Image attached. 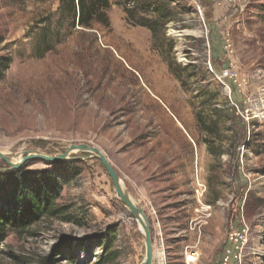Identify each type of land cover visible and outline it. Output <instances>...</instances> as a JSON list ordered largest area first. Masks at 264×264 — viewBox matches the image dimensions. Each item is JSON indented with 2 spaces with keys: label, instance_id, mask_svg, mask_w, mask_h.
<instances>
[{
  "label": "rangeland",
  "instance_id": "rangeland-1",
  "mask_svg": "<svg viewBox=\"0 0 264 264\" xmlns=\"http://www.w3.org/2000/svg\"><path fill=\"white\" fill-rule=\"evenodd\" d=\"M111 2L109 26L55 27L40 44L32 27L59 0H0V152L95 146L144 209L156 260L222 264L232 248L231 264H264V0H175L157 36ZM67 160L0 159L2 175H53L77 218L8 228L0 264H139L144 233L101 161Z\"/></svg>",
  "mask_w": 264,
  "mask_h": 264
},
{
  "label": "trees",
  "instance_id": "trees-1",
  "mask_svg": "<svg viewBox=\"0 0 264 264\" xmlns=\"http://www.w3.org/2000/svg\"><path fill=\"white\" fill-rule=\"evenodd\" d=\"M132 2L133 6L130 5ZM172 3H175V0L167 3L150 0H118L117 2L124 7L129 21L149 29L153 36L164 32L166 26L173 20ZM111 5V0H59L56 11L43 16L32 28H36L39 24L43 25L44 38L40 44H44L55 27L59 28L57 30L65 29L67 32H72L76 26L85 29H93L96 23L109 26L107 10ZM48 49H51L50 46L41 56ZM8 64V59L0 58V79ZM11 173L15 175L10 177ZM47 173L34 175L33 172H25L21 175L17 171H11L9 176L0 174V237L8 228L22 232L34 224L49 220L77 222V218L69 208L57 204L62 185L53 175H45ZM67 243L72 245L70 239ZM108 244L107 242L105 248ZM70 259L75 261L74 258ZM44 264H54V262L52 258H47Z\"/></svg>",
  "mask_w": 264,
  "mask_h": 264
},
{
  "label": "water",
  "instance_id": "water-1",
  "mask_svg": "<svg viewBox=\"0 0 264 264\" xmlns=\"http://www.w3.org/2000/svg\"><path fill=\"white\" fill-rule=\"evenodd\" d=\"M77 150L92 152L94 153L95 157H97L101 161L104 168L106 169V171L108 172L109 176L112 179V182L115 187L116 195L132 213L134 219L140 224L142 231L144 233L145 244H146V255L139 264H153L154 244L152 238L151 225L148 220V217L146 216L144 209L138 206L133 201L129 193L124 189L119 173L113 167L112 163L110 162L108 157L104 154V152H102V150H100L95 146H90L88 144H77V145H70L64 153L57 155H48L40 151H27L24 152L23 157L19 163H12L11 160L7 156H5L2 152H0V159L9 163L13 168H18L21 166V163H25L29 160H34V159H40L48 162L64 161L70 159V154L73 153V151H77ZM70 241H72L71 238Z\"/></svg>",
  "mask_w": 264,
  "mask_h": 264
},
{
  "label": "built area",
  "instance_id": "built-area-1",
  "mask_svg": "<svg viewBox=\"0 0 264 264\" xmlns=\"http://www.w3.org/2000/svg\"><path fill=\"white\" fill-rule=\"evenodd\" d=\"M241 236V235H240ZM229 241L230 242H232L233 244H235L236 245V248L238 247V244L240 243V239H239V237L236 235V234H234V233H231L230 235H229ZM234 249H232V248H228L227 249V251H226V253H225V255H224V259H223V261H222V264H231V259H232V256H233V253H234V251H233ZM196 253V252H195ZM194 252L193 253H191V254H195ZM197 258V257H196ZM195 258V259H196ZM198 259V258H197ZM191 261H194V258H192L191 259ZM167 263V262H166ZM186 263L188 264V262H187V258H186ZM193 263V262H192Z\"/></svg>",
  "mask_w": 264,
  "mask_h": 264
},
{
  "label": "bare ground",
  "instance_id": "bare-ground-1",
  "mask_svg": "<svg viewBox=\"0 0 264 264\" xmlns=\"http://www.w3.org/2000/svg\"><path fill=\"white\" fill-rule=\"evenodd\" d=\"M21 159H22V156L19 155L18 158L16 157L15 159H13V161H16V162H12V161L11 162L12 163H19L21 161ZM156 254H157V260L155 259L156 256H155V251H154V263L153 264H155V262H156V264H167L166 263V261H167L166 257H165V255H163L162 251H158V253L156 252Z\"/></svg>",
  "mask_w": 264,
  "mask_h": 264
}]
</instances>
